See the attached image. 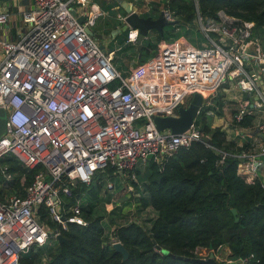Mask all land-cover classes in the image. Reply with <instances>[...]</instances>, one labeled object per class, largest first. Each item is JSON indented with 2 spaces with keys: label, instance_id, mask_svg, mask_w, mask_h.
<instances>
[{
  "label": "built area",
  "instance_id": "built-area-1",
  "mask_svg": "<svg viewBox=\"0 0 264 264\" xmlns=\"http://www.w3.org/2000/svg\"><path fill=\"white\" fill-rule=\"evenodd\" d=\"M113 1L32 0L19 11L14 0H0V108L6 112L0 159L10 157L26 170H37L23 196L0 201V264H19L26 250L46 243L50 232L38 218L41 206L63 228L67 222L81 224L78 205L68 210L74 216L63 219L62 198L71 197L79 183L89 185L99 171L112 168L121 176L144 167L152 155L161 158L192 142L205 143L195 121L176 135L159 131L153 121L174 117L195 94L203 97L201 110L218 90L239 93L237 109L220 130L228 142L249 144L236 155L241 178L252 183L264 168V40L254 35V23L223 10L203 17L193 0L202 36L198 45L183 37L160 41L157 53L123 78L113 64L115 52H107L89 33L108 16L105 6ZM169 1L124 0L129 14L151 17L149 12L158 9L176 20L165 7ZM10 5L17 6L23 25L18 30L16 21L10 22ZM120 9V4L113 7L124 23L128 14ZM126 32V43L137 46L138 30ZM114 81L119 85L111 87ZM206 115L215 118L212 111ZM250 115L254 122L241 127ZM106 187L113 190L114 184L108 181ZM212 252L216 264L257 262L251 254L232 256L227 245L216 251L197 248L194 254L207 260Z\"/></svg>",
  "mask_w": 264,
  "mask_h": 264
},
{
  "label": "trees",
  "instance_id": "trees-1",
  "mask_svg": "<svg viewBox=\"0 0 264 264\" xmlns=\"http://www.w3.org/2000/svg\"><path fill=\"white\" fill-rule=\"evenodd\" d=\"M165 7L177 24L164 27L162 34L157 32L160 41L171 42L183 37L197 46L202 36L194 28V1L170 0ZM197 7L203 17H215L217 11L223 10L231 17L253 22L254 35L264 40V0H197ZM102 29L94 33L104 34ZM147 39L142 42L141 50L134 46L140 64L147 61L143 58L150 59L157 53V46ZM117 85L119 81H114L111 87ZM223 106L224 97L218 95L210 106L200 110L195 120L202 136L207 137L211 145L192 142L161 158L152 155L143 172L138 169L128 172L141 180L142 194L134 206L135 219L114 224L110 237L105 233V216L110 215L113 223L117 213L109 212L108 204L121 201L130 193L125 185L111 195L105 186L119 173L106 168L96 173L89 185L79 183L71 197L62 198L63 219L74 216L68 210L78 205L81 224L67 222L63 228L49 210L43 206L38 209V218L50 234L44 245L26 250L19 264H199L188 261L196 258L197 248L216 251L222 245H228L232 256L251 254L257 261L252 264H264V181L259 177L247 183L238 175L240 161L236 155L248 150L249 144L243 142L239 146L237 142H228L220 128L211 127L207 112L221 116ZM254 120L255 116L250 115L240 126L249 127ZM223 154L227 155L220 164ZM7 162L10 166L6 172L13 176L8 181L0 170V201L8 195L23 196L37 172L22 168L12 158ZM21 174L26 176L23 186ZM131 185L138 189L133 180ZM99 198L106 200L100 210L96 206ZM231 210L236 211L238 222ZM145 211L152 215L147 220L148 227L138 218ZM56 232L66 242L59 243L54 237ZM116 241L129 254L124 261L112 248Z\"/></svg>",
  "mask_w": 264,
  "mask_h": 264
},
{
  "label": "rangeland",
  "instance_id": "rangeland-1",
  "mask_svg": "<svg viewBox=\"0 0 264 264\" xmlns=\"http://www.w3.org/2000/svg\"><path fill=\"white\" fill-rule=\"evenodd\" d=\"M120 1L122 0H114L112 3L108 5L107 7V11L109 12L108 16L105 18L98 19L96 21V25H95L96 27H94L92 31H96L99 28H103L101 32H105V33L104 34L100 33L102 35V38L98 39V41L99 43L105 46V49L107 52L109 51L115 52L113 64L123 78H128L131 74V71L135 70V68L140 64V62L137 58L138 55L136 57L137 50L135 49V47L127 44L125 41L126 31L121 30L123 26V22L117 18L118 11L113 10V7L119 5ZM150 1L151 0H148V2ZM157 6H159V4H157ZM7 10L9 11V13H12L10 22L16 21L17 23L16 30L20 29L23 25L21 24V21L19 20L20 17H18V15L14 13L15 7L10 5ZM119 13L123 15L124 10L120 9ZM148 15L151 16L152 18H156L159 15V10L157 9L154 12L151 11L149 12ZM28 28L29 27L26 26V29ZM194 28L195 30H198V25L195 24ZM1 35H2V32H1ZM147 38H148L147 40H150L151 44L158 46L160 42V38L158 37L157 31H150L148 33ZM143 59H145L144 61L149 60L148 58H143ZM262 87L264 88V81H262ZM218 95H222L224 97L225 103L223 106L222 115L218 116L215 114L214 116L215 120H220V121L213 122L214 118L211 117L212 121L210 120V124L214 123L218 125L222 122L223 125L225 126L226 124L230 122V118L232 114L237 109L238 103H236V100H239L240 96L237 91H235L232 88H229V89H226L225 91L222 89L216 91L211 97V99H214ZM256 115L260 116V114H256ZM222 126H219V128H221ZM247 138H250V135H247ZM9 159L10 157H3L0 159V170L2 171L4 175V178H6V180L8 181L11 179V175H12L6 172V170L10 166V163L7 162V160ZM138 170H140V172H143L144 167H139ZM259 176L264 181V168L259 172ZM132 177L133 176H130L129 173L127 172L125 174L122 173L120 177L119 176L113 177L110 180L111 183L115 185L114 189L110 190L111 195L117 193L119 190L125 187V185H128V187H131L132 190L128 188L130 193L128 197H126L125 199L118 201V202H110V204H108L109 209L108 208L107 209L109 212L111 211L117 212L116 215L114 216V219L112 220L113 223L110 222V217H111L110 215L107 214L105 216L103 225H104L105 233L107 234L108 237H110L111 231L115 227L114 224L119 225L124 222L126 223V222H129L135 219L134 217L135 207L134 206L136 204V199L139 196L137 195L136 191H139L142 194V190H141V180H139V177H135L134 179ZM131 180H133L138 185V189L135 190L134 186L131 185ZM20 183L22 186L26 185V176L24 174H21L20 176ZM99 200L100 201L96 203L98 210L102 209L103 208L102 205L106 203L105 199L99 198ZM150 216H151V213L148 211H145L138 217L139 222L143 224L145 227H148L149 224L147 223V220L151 218Z\"/></svg>",
  "mask_w": 264,
  "mask_h": 264
},
{
  "label": "water",
  "instance_id": "water-1",
  "mask_svg": "<svg viewBox=\"0 0 264 264\" xmlns=\"http://www.w3.org/2000/svg\"><path fill=\"white\" fill-rule=\"evenodd\" d=\"M1 1L2 3H9L12 0H1ZM120 6L124 10V12L128 14L125 18L121 30L126 31L128 27H130L131 29L138 30L139 35L136 42L138 50H141L142 42L147 39L148 33L150 31H157L159 34H162L164 27L177 24L176 20H167L163 12L160 13L156 18H152V17L143 18V17H139L137 14L134 13L129 14L131 11L130 7L124 2V0L120 1ZM72 13L74 14V12ZM83 19H84L83 17H80L78 21L82 22ZM89 33L93 34L97 39L102 38V35L93 33L92 31H89ZM101 47L103 48V45H101ZM202 102H203V97L199 94H195L191 99L187 108L182 107L178 109L179 118L155 119V124L157 129L161 132L169 131L171 134L174 135L181 134L187 131L192 126L194 120L198 116L200 112V108L202 106ZM5 128H6V112L0 108V138L4 135ZM203 141L208 145H211V142L208 139H204ZM215 152L216 154H219L218 151ZM231 212L235 217V222H238L236 211L231 210ZM57 240L59 243L66 242L62 236H58ZM112 248L114 249L115 252L119 253L122 256L123 261L128 258L129 254L120 242L116 241L112 243ZM180 259H182V257H180ZM188 261L199 264H216V261L214 260L213 252L210 254L207 260L194 258V259H188Z\"/></svg>",
  "mask_w": 264,
  "mask_h": 264
},
{
  "label": "crops",
  "instance_id": "crops-1",
  "mask_svg": "<svg viewBox=\"0 0 264 264\" xmlns=\"http://www.w3.org/2000/svg\"><path fill=\"white\" fill-rule=\"evenodd\" d=\"M18 3V4H17ZM13 4H16L17 6H18V10L19 11H22V10H24V8H26V7H30V5L32 4V0H14V3ZM16 6V7H17ZM16 7H15V11H14V13L17 11V9H16ZM150 60V59H149ZM148 60V61H149ZM146 63V62H145ZM145 63H142V64H145ZM139 65H141V64H139ZM159 97L160 96H158V97H156L154 100L155 101H157V100H159ZM187 108V106H186V104H184L183 106H180V107H178V109L179 108ZM165 119V118H179V113H178V111H177V115H175L174 117H164V118H160V117H155L154 119H153V121H154V124H155V119ZM197 118V117H196ZM210 118V120L212 121V118L211 117H209ZM217 119V118H216ZM196 120V119H195ZM194 120V121H195ZM216 121H220V120H215V118H214V120H213V122H216ZM156 125V124H155ZM223 125V123L221 122L220 124H218V125H216V124H211V127L213 126V127H216V128H219V126H222ZM246 140H251V138H247L246 137ZM139 194H141L140 192L139 193H137V195H139ZM152 216V215H151ZM150 216V217H151Z\"/></svg>",
  "mask_w": 264,
  "mask_h": 264
}]
</instances>
